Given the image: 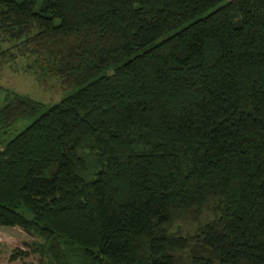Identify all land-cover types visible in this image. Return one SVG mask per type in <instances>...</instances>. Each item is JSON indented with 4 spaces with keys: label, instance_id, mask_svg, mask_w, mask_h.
I'll use <instances>...</instances> for the list:
<instances>
[{
    "label": "trees",
    "instance_id": "trees-1",
    "mask_svg": "<svg viewBox=\"0 0 264 264\" xmlns=\"http://www.w3.org/2000/svg\"><path fill=\"white\" fill-rule=\"evenodd\" d=\"M0 36L68 91L0 106L40 264H264V0H0Z\"/></svg>",
    "mask_w": 264,
    "mask_h": 264
},
{
    "label": "rangeland",
    "instance_id": "rangeland-1",
    "mask_svg": "<svg viewBox=\"0 0 264 264\" xmlns=\"http://www.w3.org/2000/svg\"><path fill=\"white\" fill-rule=\"evenodd\" d=\"M18 42L3 40L0 36V106L4 103L6 92H15L34 100L51 104L68 93L51 73L41 74L36 68L34 57L21 54ZM29 119L17 120L5 132H0V149L28 124ZM33 237L21 227L0 226V264H40L38 255L30 252ZM27 251L28 256L11 259L13 251Z\"/></svg>",
    "mask_w": 264,
    "mask_h": 264
}]
</instances>
